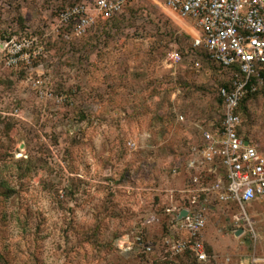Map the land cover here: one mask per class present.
<instances>
[{"label": "rangeland", "instance_id": "374dc122", "mask_svg": "<svg viewBox=\"0 0 264 264\" xmlns=\"http://www.w3.org/2000/svg\"><path fill=\"white\" fill-rule=\"evenodd\" d=\"M79 1L0 0V264H194L166 243L186 237L173 226L185 207L207 218L208 264H264V200L245 213L196 191L191 207L185 191L201 173L188 171L201 127L221 123L218 89L233 73L164 0H131L64 42L57 14ZM21 36L36 37L42 55L8 67L4 43ZM244 110L242 134L264 152V79Z\"/></svg>", "mask_w": 264, "mask_h": 264}, {"label": "built area", "instance_id": "2783aa9c", "mask_svg": "<svg viewBox=\"0 0 264 264\" xmlns=\"http://www.w3.org/2000/svg\"><path fill=\"white\" fill-rule=\"evenodd\" d=\"M130 1L81 0L68 5L58 13L55 31L60 35L61 29L68 26V38L85 36L100 18L110 19L120 14ZM164 3L179 17L195 22L201 32L194 38L195 46L206 47L219 65L239 68L241 75L236 73L232 83L220 88L221 125L212 130L201 127L203 143L194 149L188 164L189 173L194 170L201 173L200 176H190L188 191L207 192L219 202L241 207L246 213V203L264 200V152L240 132L242 116L239 112L242 99L248 93L256 92L258 83H262L264 0H164ZM3 48L4 62L8 67L32 66L42 55L36 37L11 38ZM170 57L173 61L181 59L177 52L171 53ZM254 78L256 83L252 82ZM34 85L41 95L48 88L47 81L41 76L35 79ZM47 96L53 97L50 91ZM57 98L58 101L63 99ZM205 179L209 180L207 186ZM185 209L187 215L180 218ZM175 219L176 225L173 226L184 231L186 237H166L172 253L188 252L195 258L194 264H208L207 245L200 239L207 224L204 213L185 207L176 212ZM145 248L152 250L150 246Z\"/></svg>", "mask_w": 264, "mask_h": 264}, {"label": "trees", "instance_id": "16d2710c", "mask_svg": "<svg viewBox=\"0 0 264 264\" xmlns=\"http://www.w3.org/2000/svg\"><path fill=\"white\" fill-rule=\"evenodd\" d=\"M126 8V7H125ZM60 12V11H59ZM58 12V13H59ZM58 15V14H57ZM117 15H114L113 17H111L110 19H113V18H115ZM103 20H110V19H105V18H102ZM69 29H70V27H68V26H64L62 29H61V32H60V35H59V37L60 38H62V40L64 41V42H72L71 40H80V38L81 37H73V38H68L67 36H66V33L69 31ZM26 34V33H25ZM24 37H26V36H21V37H19L18 39H22V38H24ZM83 37V36H82ZM13 38H17V37H13ZM199 47H202L206 52H207V54L209 55V57H210V59L212 60V61H214V59L211 57V54H210V52L208 51V49L206 48V47H204V46H199ZM197 65H199V63H196ZM218 64V63H217ZM219 65V64H218ZM219 66H221V65H219ZM223 69H226L227 71H229V72H231V73H233V76H232V78L231 79H229L227 82H224V83H222L221 84V86L219 87V89H218V100H219V102H220V105H221V108H222V98H221V95H220V88L222 87V86H228L230 83H232V79L233 78H235L236 77V73H238L239 74V76L241 75L240 74V71H239V68L237 67V66H232V67H224V66H221ZM260 75H261V77H262V83H263V79H264V69L263 70H261L260 71ZM252 82H254V83H256L257 82V80L254 78L253 79V81ZM262 83H258V89H257V91L256 92H253V93H248L243 99H242V101H241V103H240V106H239V112L241 113V116H242V126L240 127V132L242 133V129H243V125H244V119H243V113H244V106H245V102L250 98V97H252L254 94H256L258 91H259V89H261V85H262ZM222 118H223V116H222ZM221 122H222V120H221ZM221 125V123L218 125V126H216V125H212L211 127H209V129H214V128H216V127H219ZM202 143H203V139H202V135H201V143L197 146V147H199V146H201L202 145ZM190 186V183L189 182H187L186 184H185V191H188V189L190 188L189 187ZM189 187V188H188ZM189 192V191H188ZM200 194L202 193V194H204V193H206V192H201V191H198ZM197 192V193H198ZM190 193V192H189ZM197 193H191V197H192V200H190L191 201V203H192V206L191 207H193L195 204H198V202H202V196H201V198L198 196V194ZM206 195H207V193H206ZM194 197H195V199H194ZM207 200V198L205 199V201ZM193 210H196V209H194L193 208ZM197 211V210H196ZM207 249H208V247H207ZM208 252H209V250H208ZM210 253V252H209Z\"/></svg>", "mask_w": 264, "mask_h": 264}, {"label": "water", "instance_id": "95a60500", "mask_svg": "<svg viewBox=\"0 0 264 264\" xmlns=\"http://www.w3.org/2000/svg\"><path fill=\"white\" fill-rule=\"evenodd\" d=\"M247 144H249V141H246ZM188 213V211L185 209V210H182L181 213H180V218H182L183 216H186ZM243 232V229H239L237 232H236V235H240L242 234Z\"/></svg>", "mask_w": 264, "mask_h": 264}, {"label": "crops", "instance_id": "0c3cea01", "mask_svg": "<svg viewBox=\"0 0 264 264\" xmlns=\"http://www.w3.org/2000/svg\"><path fill=\"white\" fill-rule=\"evenodd\" d=\"M171 10V9H170ZM172 11V10H171ZM173 13H175L174 11H172ZM189 20H191V19H189ZM195 25V24H194ZM195 29H197L199 32H198V36L201 34V32H200V30L198 29V28H196V26H195ZM196 38V37H195ZM249 141H251V140H249ZM252 142V141H251ZM252 144H253V142H252ZM255 145V144H254ZM256 146V145H255ZM189 171V170H188Z\"/></svg>", "mask_w": 264, "mask_h": 264}]
</instances>
